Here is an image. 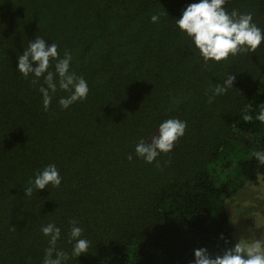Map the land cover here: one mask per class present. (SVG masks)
<instances>
[{
  "label": "trees",
  "instance_id": "trees-1",
  "mask_svg": "<svg viewBox=\"0 0 264 264\" xmlns=\"http://www.w3.org/2000/svg\"><path fill=\"white\" fill-rule=\"evenodd\" d=\"M192 2L0 0V264H42L50 221L66 234L75 219L91 241L69 264H191L196 248L222 250L221 233L237 242L228 200L264 177V124L243 119L264 103V43L205 66L175 27ZM226 7L264 28V0ZM37 35L71 53L86 100L61 109L58 90L44 109L39 83L16 70ZM228 73L234 87L209 103ZM170 117L187 121L185 136L146 163L135 145ZM49 163L61 186L25 195ZM58 246L71 248L66 236Z\"/></svg>",
  "mask_w": 264,
  "mask_h": 264
},
{
  "label": "clouds",
  "instance_id": "clouds-1",
  "mask_svg": "<svg viewBox=\"0 0 264 264\" xmlns=\"http://www.w3.org/2000/svg\"><path fill=\"white\" fill-rule=\"evenodd\" d=\"M228 0H194L182 9L181 15L174 19L175 27L190 41V46L199 53L205 66L210 62L219 63L240 52H255L264 43V28L253 20L251 12H240L238 9L228 10ZM168 14V13H167ZM163 12H154L150 22H160ZM169 15V14H168ZM56 42L49 44L44 36L37 35L28 41L22 53L17 55L16 70L25 78L33 77V84L39 83L44 109L47 111L57 91L68 93L61 96L58 103L61 109H68L78 101L86 100L90 87L87 80L77 76L71 70L73 57L65 51L61 56ZM41 79L43 83H40ZM236 77L228 73L222 82H217L210 89L209 103L222 95H226L233 87ZM178 102V101H177ZM243 119H253L264 124V103L256 106L255 115L245 114ZM188 124L186 120L170 117L159 122L150 139L141 137L135 145V155L146 163H153L161 153L172 151L181 137L185 136ZM129 160L133 159L129 155ZM254 159L264 165V150H257ZM63 176L55 163H49L36 170L25 188V195L31 196L33 191L40 192L48 188H59ZM70 228L65 234L55 221L41 226L40 231L47 238L48 246L44 250L42 264H69L81 254L87 253L91 241L84 236L85 228L72 219ZM66 236L70 251L58 246V242ZM220 240L224 242L221 251L213 253L207 246L194 249L191 264H264V242L253 235L241 236L234 244L223 233Z\"/></svg>",
  "mask_w": 264,
  "mask_h": 264
},
{
  "label": "rangeland",
  "instance_id": "rangeland-1",
  "mask_svg": "<svg viewBox=\"0 0 264 264\" xmlns=\"http://www.w3.org/2000/svg\"><path fill=\"white\" fill-rule=\"evenodd\" d=\"M228 204L235 240L253 235L264 242V177L257 184L246 181Z\"/></svg>",
  "mask_w": 264,
  "mask_h": 264
}]
</instances>
